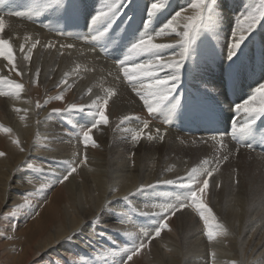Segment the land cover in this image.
<instances>
[{
    "label": "bare ground",
    "instance_id": "1",
    "mask_svg": "<svg viewBox=\"0 0 264 264\" xmlns=\"http://www.w3.org/2000/svg\"><path fill=\"white\" fill-rule=\"evenodd\" d=\"M57 1L59 0H33L25 10L14 7L10 9V13H0V17L5 21L4 30L0 32V39L9 42L14 57L13 63H9L7 59L0 56V79L3 80V83H0V92L4 93L0 95V134H2L4 139L1 142L2 149L0 151L4 150V155L0 158V167L6 174L7 179L5 182L9 186V192H12L6 195L7 198L2 202L1 209L3 205H9L6 200H9L10 197H12V201L16 202L17 200L15 199H18L19 193L24 194L26 190H29L31 185L29 182L31 180L28 179L31 176L28 177L29 173L25 168L31 161L35 162L32 159L33 155L50 157L51 168L55 169L57 173L56 176L51 170V173L55 175L53 177H56L54 179L55 181L57 180L56 183L53 179L48 181V174L46 173H41L39 178H35L34 184L36 186L42 185L41 178V180H47L45 182L47 185H50L53 181L56 188L53 187L55 190L49 193V198L42 195L41 198L47 199V206L42 213L39 212L38 219L30 222L23 230L19 231L21 236L20 240L15 243L14 255L10 247L6 248L8 244L0 239V248L4 250L2 258L5 264H25L29 261H32L31 264H33L40 253H44L43 256L45 258L43 259L46 264H49L46 262L47 257H50L53 261H63L64 263L62 262L61 264H75L80 263L89 256L91 257L88 264H106L104 253H110V250L121 247L126 241L136 243L143 237V231H139V226H137L140 222L138 223L137 219H132L134 222L127 225V219L122 217L121 208L118 210L117 207H121V205L127 206L131 208V211L129 209L130 213L135 210L134 214L137 212V216L142 217V219L149 213H162L164 210L152 206L153 204L166 203L167 198L162 197V195L166 194L162 193L169 187L179 186L181 179H186L193 168H214V161L212 160L217 157H226L229 160H233L237 156L234 159L235 162L232 161V166L237 163L238 172L250 175L253 170H260L264 174V155L259 152L239 151V148L227 146L226 143L212 144L203 137L193 140L173 137L158 121L148 124V127L145 128L143 123L150 113L142 99L144 89L141 88L139 80H130L125 77L123 67L131 68L136 63H144L145 60L154 57L131 54L130 57L128 56V63L124 65L100 62L85 50L65 47L60 43H55L50 38L51 35H40L39 29L41 27H32V24L27 23V20L22 18V15L28 12L32 14L44 13L41 8H56L54 10H58L63 5L69 4L71 0H60L58 5L54 3L53 6V2ZM77 1L80 2L82 8L80 12L82 14L75 13L83 19L85 24H89L88 21L93 20L101 10L108 12L109 5L113 3V0ZM138 1L140 0H114L115 13L106 20L98 21V23L101 25V22H107L105 24L107 26L104 29L107 27H116L117 29L124 27L128 30L131 36L130 42H132L140 32L154 34L159 32L160 28L167 22L174 21L171 29H165L164 33L154 35L152 43L166 46L172 45L173 47L162 49L160 55L164 58V61L170 58L179 60L182 50L180 45L183 40L182 36L178 34L186 31L185 26L189 22V18L198 14V10L191 7L195 0H142L146 7L149 4L151 6L153 3H157L160 6L156 10H152L150 7V14L148 13L145 16L143 14L145 6L139 12L131 11V9H136L138 6L142 7V4ZM129 2L133 4L130 5ZM239 2H237V5L241 7V10H244L236 12L240 16L239 27L234 21L236 13L233 14L232 12L236 8L228 7L230 6L228 4H232L230 0H221L218 6L213 9L211 15H207L205 12L207 19L202 26V30L195 36L190 46L187 59L179 74L180 78L176 82L175 90L171 97L175 98L176 105L179 104H177V101L180 102L182 97L191 96L198 91L202 98L210 99L220 103L223 108H228L224 87L225 82L229 75L233 76L238 72L237 76L241 78L240 86H250L248 91L251 95L245 101L250 100L253 95H257V100L253 102L252 106L259 107L260 97L256 93V89L264 85V22L261 24L257 23L258 25L249 32L247 22L242 20V17L252 12V5L243 2L240 5ZM122 4H126V7H123ZM37 6L38 9H35ZM172 7H175L174 12L169 14V16L166 15V12ZM18 13L19 15H17ZM177 13H180L178 17ZM228 20L231 22H228ZM233 32L236 33L237 40L239 35H244L245 41L235 55L229 58ZM54 43L55 45L53 46ZM170 71L169 69H162L157 75L164 77ZM141 79L145 83L151 82L147 77H141ZM16 84L22 85L18 94H16L14 87ZM49 93L60 94L63 97V101L59 104L58 100L56 101L57 103L52 100L54 104H50L43 110L39 107L40 98L47 96ZM110 93H114V95H110ZM105 98L108 100V106L105 109L109 116L108 127L103 124H97L93 127L91 135L95 141V146L92 141L85 146L83 138H78L82 136L81 133L84 130L91 128L96 120L93 115L90 116L88 113L85 116L80 113V116L71 115V110H74V105L76 106V104L87 100H89L86 105L88 108L96 109L98 102L103 107L102 101ZM71 99H75V102L70 101ZM54 106H58L57 108L60 109L55 111L53 109ZM250 115L246 114L242 109L240 110V118L243 119L244 125L246 124L244 119L250 121ZM261 116V114H257L255 121ZM81 124H85V126L79 128ZM225 124L227 128L231 127L230 123L227 124L225 122ZM20 125H23L24 129ZM218 129L219 131L225 130L223 127ZM137 133L140 134L139 139L134 138ZM38 145L46 147L42 152L43 155L35 154ZM181 148L185 150L191 148L205 150L207 154L193 162L189 160H181L180 162L172 156V152ZM160 150L169 152L163 159L164 165L156 172L153 164L160 157ZM37 153L40 152L38 151ZM119 153L130 159L131 162L120 168L113 163L116 169L110 170L107 181V184L109 183L108 186H105L104 173L99 176L88 175L95 170V167H98V171L103 170L98 162L103 156ZM140 154L144 155V164L139 168V166L135 167L133 160ZM5 155H7V166H5ZM85 157L87 158L86 160ZM37 158L39 157H35L36 162H38ZM170 160H174L173 164H167ZM205 160L209 161L207 166L204 165ZM247 160H250L249 167L252 169L251 172H246L248 168L243 164ZM230 162H227L226 159V162L222 163L230 165ZM72 166L76 168V171L61 182L68 167ZM43 167L49 168L47 166ZM233 168L235 166L232 167V170H234ZM14 169L17 170L15 174L13 173ZM39 171L41 172V170ZM44 171L46 172V170ZM120 171L128 174L127 177H130L131 180H126L125 175L118 174ZM134 173L141 178V183L138 186L133 182ZM236 174L233 171L224 173L221 181L222 186L221 182L219 183V181L214 179L213 182L215 184L213 182V186L210 185L211 183L209 184V189L212 186V190H207L203 196L207 211L204 214L205 216H210L208 224L214 225L212 227L216 238L210 240L208 235H202V230L198 229V220L202 219L201 225L206 227V232L208 231L205 219L201 218V214L193 217L191 216L193 212L189 215V210L186 214L187 210L185 209L186 211L182 210L183 212L181 213L178 211L179 213H175L173 217L167 220L168 227L164 228L156 239H159L163 234V237L167 238L165 232L167 230L173 231L176 221L177 226L185 228L189 238L188 241L190 242L184 247L186 249L184 256L177 249L172 253H163L162 260L164 264H211L212 254L208 256L207 253L224 248L221 245H217L220 242L219 238H227L226 240L230 242L232 247L240 245H237V243L236 245L233 244L234 242L228 236L230 233L232 234L230 228H234L237 224L233 220L232 214H234L235 219L239 220L243 218V214L239 215L240 211L237 210L231 212V209L238 205V201H235L238 194H248L259 190L260 187L256 184L257 186L253 185L254 188H249V185L245 183L248 180H246L244 175L242 178L241 176L237 178ZM75 177L78 178V182L74 181ZM255 179L257 180V178ZM116 180H118L117 183H115ZM168 181L173 183L169 184L167 183ZM258 183H260V180ZM86 184L88 185L86 188L91 193L87 197L82 195ZM90 186L96 189H92ZM95 192L97 194L94 195ZM15 193L17 194L13 195ZM232 193L236 197L231 202H228V195ZM1 194L2 192H0ZM220 194L225 200V205H223L221 210L217 208V201L214 199L220 197ZM82 198L88 199L92 203V209L88 212V215H85L82 223L85 224L87 221L94 223L95 230L91 229L90 232L88 229L83 231L79 227L80 221L74 219L72 215V210L75 207H86L87 203H83ZM125 210L124 212L127 213ZM150 218L155 220L154 216ZM130 222H132L131 219ZM151 223L155 222L151 221ZM155 224L158 225V223ZM146 227L142 228L145 229ZM154 230L151 231L149 229L151 232H154ZM126 234L129 236H126ZM144 234L146 235V233ZM149 234L147 233V235ZM154 235L151 234L149 236L152 237ZM65 237L67 239L72 238L74 242L67 243L64 240ZM76 240L80 243L84 242V244L75 246ZM194 241L201 247L195 253H189L195 249L196 244ZM119 243L122 245H118ZM148 245L144 249L146 252L155 250L148 247ZM105 246L107 247L105 248ZM161 246V244L157 243L158 250L167 251L165 248L161 249ZM73 250L74 254H70ZM93 254L94 256H92ZM227 258H229L227 263H219L229 264V262L235 260L231 258V255H228ZM71 261L73 263H70ZM234 262L236 263L237 261Z\"/></svg>",
    "mask_w": 264,
    "mask_h": 264
},
{
    "label": "rangeland",
    "instance_id": "2",
    "mask_svg": "<svg viewBox=\"0 0 264 264\" xmlns=\"http://www.w3.org/2000/svg\"><path fill=\"white\" fill-rule=\"evenodd\" d=\"M9 1H11V4L12 5L10 7L2 8L0 12L10 13V9L11 8H14V7L19 8V9H22V10H25L26 7L33 0H9ZM220 1L221 0H215V3L212 4L211 11L207 15H209V14L211 15V12L213 11V9H215L218 6V4L220 3ZM230 1H231L232 4H228V5H230L228 7L229 8H232L233 7V8H236L237 9V10L234 9L232 11L233 14L236 13L237 11H240L241 10V7H239L237 5V2H239V1H240L239 2L240 5H242L243 3L251 4L252 5L251 6V11L252 12H256L257 15L259 14V12H260V10L262 8L261 3H260V0H230ZM246 1H248V2H246ZM59 2H60V0L57 1V2H53V6H54V3L58 5ZM138 2L140 4H142V7H139L138 6L136 9L135 8L131 9V11L139 12V10L145 6V8L143 9V14L145 16L146 14L149 13L151 6L149 4V6L146 7V4L142 0H140ZM125 3L128 4L127 2H125ZM206 3L211 4L212 3V0H206ZM126 4H122L123 7H126ZM129 4L132 5L133 3H130L129 2ZM39 7H41V6H39ZM69 8H78L79 11H81V9H82L81 8V5H80V2H78L77 0H71L69 4L63 5L57 11H59V12L67 11V12L71 13L72 11ZM35 9H38V6L35 7ZM54 9H56V8H54ZM54 9L41 8V10L44 13L32 14L31 12H28L27 14L22 15V18H25L27 20V23L32 24L31 25L32 27H36V28L37 27L38 28L41 27L39 29L40 35L50 36L51 35V32L54 31V30L52 28H49L47 26V25H49V22L46 19L44 20V23L41 24L40 23V18L44 14L49 13L50 11H56ZM174 9H175V7L170 8L168 10L169 12L168 11L166 12V15L169 16V14H171L172 12H174ZM241 11H244V10H241ZM172 17H174V16H172ZM142 18H144V17H142ZM239 19H240V16H239V14L236 13L235 14V17H234V21L237 23L239 21ZM258 20H260V21H258ZM258 20H257V23L258 24H261L262 22H264V18H260ZM88 22L90 23V20ZM228 22H231V21L228 20ZM257 23H256V25H258ZM105 24H107V22H104V23L101 22L102 29H104V27L107 26ZM201 30H202V28L200 29V31ZM141 34H142V32H140L139 34H137L135 36L137 38L134 39V41L135 40H138L139 39L138 36L140 37ZM134 41L130 42V44H133ZM55 43L53 44V46L55 45ZM130 56H131V54H130ZM129 57H127V59L125 60V63H128ZM120 59L123 60V57L118 59V63H119V61H121ZM118 63H115V64L118 65ZM237 73L238 72H236V74L233 75V76L239 77V78H236L235 81L236 82H239V81L241 82V78H240V76H237ZM226 75H227V73H226ZM195 94H197V95H199L201 97V95L199 94L198 91H196ZM59 96H60V94H57V93H56V95H55V93H49L47 96L41 97L40 98L41 100H40L39 107H41L43 110H45L48 106H50V104H54L53 101L55 103L59 102V104H61L62 101H63V99L62 100L57 99V97H59ZM70 101L75 102V99H71ZM88 101L89 100L84 101L86 103H84V102L78 103L79 105L76 104V107L78 105V108L79 107H83L85 110L84 111H77L76 109L73 108L74 110H71V115H78L79 113L80 114H83V112H85V113H88L90 116H92V114H93L95 120H98V117L95 116V113L96 112H94L96 110H90V109H93V108H88L86 106ZM57 107L58 106H54L53 109L55 111L59 110L60 108H57ZM59 107H61V106H59ZM90 113H92V114H90ZM106 114L107 113L105 111V115ZM261 115L263 116L264 114H261ZM106 116L109 119L108 114ZM108 122H109V120H108ZM103 125L105 127H108L107 126L108 123L107 124H103ZM20 126H21V128L24 129L23 125H20ZM2 141H4V139L2 138V134H0V149H2V147H1L2 146V143L1 142ZM110 144H111V141H110ZM41 146L42 145H38V148H37V151H35V154H38V155L39 154H42L43 155L42 152L46 149V147L44 145L42 147ZM38 151L40 153H37ZM239 151H241V150H239ZM168 152L169 151L160 150V157L153 164V168L156 170V172H158L159 169L161 168V166L164 165V160L163 159L165 158V156H166V154ZM0 153H4V150L3 151H0ZM204 154H207V152L205 150H197L195 148H191L189 150H185L184 148H181L180 150H176V151L172 152V156L174 158H176L177 161H180V162H181V160H184V161L189 160V161L193 162L194 160L199 159ZM1 157H3V156H0V158ZM35 157H39V158H37L38 159V162H36L37 160L35 159ZM41 157H43V156H41V155L40 156L33 155L32 156V159L35 160V162L34 161H31V163H28V165H27L28 168L27 167L25 168V170L29 173L28 174V177L31 176V178L28 179V180H31L29 182L31 184L29 190H26V192H24L25 195L22 194V193H19L18 194V199H15V200H17L16 202L12 201V197H10L9 200H6V203H8L9 205L8 206L7 205H5V206L3 205L2 209H1L2 202L4 201V199L7 198L6 195L7 194H11L12 192H9V186L5 182V180L7 179L6 174L4 173L3 169L1 170V167H0V183H1L0 192H2V194L0 195V239L8 244L7 246L6 245L5 246H6V248H9L10 247L13 255L15 254L13 252V249L15 247V243H16V241L20 240L21 234L19 233V231L23 230L30 222L38 219L39 212L42 213L46 209V206H47V203H46L47 199L46 198H49L48 197L49 193H52L55 190L53 188V187H55L53 181H55L54 179L56 177H53V176H55V175L57 176L56 170L51 168L52 162H51V159H49L50 157H47V156H44L43 158H41ZM4 158H5V166H7L6 165L7 155H5ZM46 158H48V159H46ZM226 159H227V162L231 161L230 162L231 163L230 165H226L224 163L226 165L225 166L222 163V162H226ZM226 159L223 158V157L222 158L221 157H219V158L217 157V158H215V160L214 159L212 160V161H214V168H216L217 162H219V167L216 168V170L214 171V174L211 176L212 178H209V184L211 183L210 185L213 186L212 182L214 181V179L217 180V181H219V183H220L223 180L224 173H229L230 171H233L235 174L237 173L236 174L237 175V178H239L240 176L242 178L243 175H244V177L246 178V180H248V181H245V183L247 185H249V188H254V186L256 184H258V187H260V189L257 190V191H252L251 193H248V194H238V197L236 199H235V197L237 195V192H236V195H234V193L228 195V199H227L228 202H231L232 199H235V201H238L237 207H233L231 209V212H235V210H237V211H240V213H238L239 215L243 214V218L240 219V220L239 219H235L234 214H232L233 215V218H234L233 220L236 221L237 224H236V226L234 228L233 227L230 228L232 230V234L230 233L231 235L229 234V236H228L229 238H231V241L234 242L233 244L236 245V243H237V245L238 244H240V245L239 246H236V247H234V246L232 247V245L230 244V242H228V240H226L227 238H224V237L223 238H219L220 242L217 245H221L224 248L221 249V250H218V251H212L211 253L209 252V253H207V255L210 256L212 254L211 257L213 259L212 258L210 259L211 264H214V263L221 264L219 262H226L227 263V260L229 259V258H227L228 255H231V258H234L235 259V260H232V262H229V264H264V174L261 173L260 170L259 171H257V170H253L252 171V169L249 167L250 160L249 161L248 160L247 161H244L243 164H244L245 167L248 168V171H246V172H251L252 171L251 174L250 175L249 174L248 175L242 174V173H240V171L238 172V170L236 168V164L237 163H235V165H234L235 168H233L234 170H232V167H234V166H232V164H233V162H235L234 159L233 160L232 159L229 160L228 158H226ZM242 160H244V159L242 158ZM98 162L100 163V165H101L100 167L103 170L98 171L97 170L98 167H95V170L92 173L88 174V175H91V176H94V175L99 176L102 173H104V175H105V177H104V179H105V186H108L109 183L107 184V181H108V178H109L110 170L111 169H114V170L116 169V167L114 166V164H116L117 167L120 168V167H123L126 164L130 163L131 160L125 158V156L122 153H119V154H113V155H105ZM133 162L135 164V167H138V166H139V168L142 167L143 164H144V155L143 154L142 155L140 154L137 158H134ZM173 162H174V160H170V161L167 162V164H173ZM44 163H45V165H44ZM29 165H31L32 167L29 166ZM43 166H47L49 168H44ZM28 169H31V170H28ZM39 170H41V172ZM44 170H46V172ZM51 170L53 171V173L55 175L53 173H51L52 172ZM235 171H237V172H235ZM16 172H17V170L14 169L13 173L15 174ZM246 172H243V173H246ZM30 173H32V174H30ZM41 173L48 174V181L49 180L51 181L53 179V181H52V183L50 185L45 184V182L47 180H44V179L41 180V178H40V181H41L42 185H37L36 186V184H34L35 180L41 176L40 175ZM118 174L125 175L126 180H131L130 177H127L128 174H124L121 171ZM258 174H259V177H258ZM236 175H235V177H236ZM82 177H81V179H82ZM250 177H253V178H250ZM204 178H206V176L201 174L200 176L197 177V182H199L200 180H202ZM255 178H257V180ZM181 180H183V179H181ZM259 180H260V183H258ZM56 181H55V183H56ZM74 181L78 182L79 180H78L77 177H75L74 178ZM58 182H59V180H58ZM117 182H118V180L115 181V183H117ZM133 182L136 183V186H138L141 183V178L138 177L136 173H134ZM32 186H34V187H32ZM87 186H88L87 184L84 186V191L82 193V195L83 196H86V197L91 194L90 191H89V189L86 188ZM212 186H211V189H208V190L211 191L212 190ZM221 186H222V182H221ZM221 186H220V188H221ZM90 187L92 189H96L93 186H90ZM185 191H186L185 189H182L179 186L178 187H169L167 190H165L162 193V194H166V195H162V197L164 196L165 199L167 198L166 199V203H175L177 200L175 199L174 193L177 192L181 196V198H182V194ZM219 191H220V189H219ZM128 193H130V191H128ZM128 193H126V194H128ZM16 194L17 193H15L13 195H16ZM95 194H97V192H95L94 195ZM204 194H202V196H201V199L203 200V202H204V199H203ZM42 195L44 197H46V198H41ZM125 195H121V196H125ZM36 199H37V201H36ZM123 199H125V198H123ZM214 199L217 201V208L219 210H221L222 207H223V205H225V200L223 199V196L220 194V197L214 198ZM42 202H43V204H42ZM82 202L83 203H87L86 207H83V208L82 207H75L72 210V215H73V218L74 219H77L78 221H80V226L79 227L82 228L83 231H85V229H88V231L90 232L91 229L95 230L94 229V226H93L94 223H89V221L85 222V224H82V223L84 222L85 215H88V212L92 209V205H91L92 203H90L89 200L88 199H85V198H82ZM95 203L98 204V202H96V201H95ZM127 203H128V201H127ZM117 208H118V210L120 208L122 209V210L120 209V211L123 214L122 215L123 219H124V217H125V219H127L126 220L127 221V225L129 223L132 224L135 219L138 220L137 221L138 223L139 222L141 223V224L140 223L137 224V226L140 227V228L138 227V230L139 231H143L142 232L143 233V237H141L142 239L139 240V241L140 242L141 241L146 242V246L149 244L148 247L154 248L155 250L154 251L153 250H149L148 252H146L144 250L146 247H144L135 256H133L132 260L128 261L126 259L127 255H119L121 253V249H120V247H117L115 249L110 250V253L109 252L104 253V258L106 257L105 258L106 259V261H105L106 264H117L118 262H120L119 264H153L154 262H156L154 264H164V262L162 260V254L163 253H167L168 254V252L169 253L175 252L176 249L180 252V254L182 256H184V251L186 250L184 247L190 241H188L189 238L187 236V231L185 230V228H183L182 226H177L176 221H175V225H174V230L173 231H168L167 230L165 232L166 233L165 235H167V238H164L163 237L164 234H163L159 239H156L157 237L154 235L155 234L154 226H155V228L157 226V224H155V223H159L160 222V218L161 217H165V215H166L165 218L167 220H169L175 214L174 215H169L167 211L166 212L163 211L162 213L161 212H158V213L154 212V213H149V215L147 214L142 219V217L137 216V214H138L137 212H135V214H134V211L135 210L130 213L131 208H129L127 206L124 207L123 205H121V207H117ZM126 208H128V209H126ZM123 209L124 210L126 209L125 211H127L128 214L126 212H124ZM129 209H130V211H129ZM182 210L183 211H186L185 212L186 214L190 210L189 211V213H190L189 215H191L192 212H193L194 215L193 214L191 215L193 217L201 214V210L199 208L195 207V206H188V207L186 206V208L183 207L181 210H179V212L180 213L183 212ZM179 212L177 211L176 214L179 213ZM204 213L205 214L207 213L206 208H205V212ZM126 215H130V216L127 217ZM152 216H154L155 220L150 218ZM158 216H160V217L158 218ZM130 219H131L132 222H130ZM132 219H134V220H132ZM227 220L231 223V221L229 219H227ZM151 221L152 222H155V223H151ZM201 221H202V219H199L198 220V223H199L198 229L199 230H202V232H203L202 235H207V232L205 231L206 227L204 225H201ZM41 223H43V221H41ZM146 226L148 227V231L150 229L151 231L154 230V232H151V231L148 232ZM212 226H214V225H212ZM142 227L143 228L146 227L145 228L146 229V232H145V229H143ZM151 227H152V229H151ZM201 228H203V229H201ZM144 233H146V235ZM147 233H150L149 235L152 234L154 236L150 237L149 235H147ZM126 236H129V235L126 234ZM152 238H154V239H152ZM214 238H216L215 235L213 236V239ZM150 239H152V240H150ZM236 239H238V240H236ZM64 240H66L67 243H72V241L74 242V240L72 238H68L67 239L65 237ZM156 242L158 244H161L162 245L161 246V249H164L165 248V250H167V251H162L160 249L158 250L157 249V243ZM194 242L196 244L195 245V249L193 251H190L189 253H195L199 249V247H201V245H198L196 241H194ZM80 244L83 245L84 242H81L80 243V242H78L76 240L75 246L80 245ZM118 245H122V244L119 243ZM107 246H110V245H107ZM107 246H105V248ZM116 249H118V250H116ZM207 249H208V247H207ZM115 252H117V253H115ZM43 254L44 253H40L38 255V259H35L36 261L33 264H37V263L46 264L45 261H44V259H43V258H45L43 256ZM70 254H74V250ZM3 255H4V250L2 248H0V264H5L4 261H3V258H2ZM198 255H200V254H198ZM92 256H94V254ZM90 257L91 256H89L85 260H82L80 263H75V264H88ZM46 259H47L46 262H48L49 264H61L63 262V261H60V260L59 261H53L50 257H47ZM233 261H237V262L236 263L235 262L233 263ZM27 263L28 264H31L32 261H29ZM27 263H25V264H27ZM70 263H73V261H71Z\"/></svg>",
    "mask_w": 264,
    "mask_h": 264
},
{
    "label": "snow or ice",
    "instance_id": "3",
    "mask_svg": "<svg viewBox=\"0 0 264 264\" xmlns=\"http://www.w3.org/2000/svg\"><path fill=\"white\" fill-rule=\"evenodd\" d=\"M215 3V0H212V3H206V0H195V3H192L191 7L198 10V14L194 17L189 18V22L186 24V31L180 33L178 35L182 36V44L180 58L179 60L175 59H168L164 61V58L160 55V51L165 47H173L172 45H160V44H153L152 40L154 35H160L164 33L165 29H171L173 27L174 21L167 22L162 28H160L159 32L154 34H149L147 32L142 33L139 39L128 49L130 54H135L137 56H149L154 57L145 60L144 63H136L133 67L129 68L127 66L123 67V72L125 77L129 78L130 80H139L141 88L144 89L142 94V99L144 100L145 106L148 109V112L155 113L161 109L163 105L172 97L176 82L179 80L180 71L182 70V66L187 59L188 52L190 46L195 38L200 32V29L204 25L207 14L212 9V4ZM261 3V10L259 15L256 12H249L246 16L242 17V20L247 22L248 31L251 32L257 23V20L260 18H264V0H260ZM114 0L111 5H109V11L101 10L92 20V25H96L98 21L106 20L110 16H112L114 11ZM160 6L157 3H153L151 5L152 10H156ZM111 13V15H110ZM150 14V13H149ZM19 15V13L17 14ZM177 17L180 13L176 14ZM5 27V21L2 17H0V32H3ZM237 27H239V22H237ZM232 41L230 45L229 51V58L235 55L236 51L239 50L242 43L245 41L244 35H239L238 40L236 39V33L233 32L232 34ZM0 56L4 57L9 61V63H13L14 57L12 55V48L8 41L4 39H0ZM30 58V56H29ZM127 57H124L123 60L119 61L121 65H124L125 60ZM162 69H169L171 70L167 75L164 77H160L157 75L159 71ZM141 77H147L151 80L150 83H145ZM0 83H3V80L0 79ZM16 94L19 93V90L22 88V85L16 84L15 86ZM135 87V86H134ZM256 93L260 97V104L259 107H253V102L257 100V95H253L252 98L248 101H245L243 104L236 106V111H240L241 109L246 114L250 115V122H246L245 126L236 130H233V138L237 139L238 142L245 138L248 134L251 124L255 122L257 114H264V85H261L259 88L256 89ZM4 93L0 92V95ZM110 95H114V93H110ZM57 99L62 100L63 97L59 96ZM179 101H177V104ZM103 107L100 106L98 102L96 107L95 115L98 117V120L95 121L94 125L87 130H84L81 135L83 138V142L85 146L88 145L89 141H92L93 145L95 146V141L91 135L92 128L95 127L97 124H107L108 117L105 115V109L108 106V100L105 98L102 101ZM74 109L78 111H84L83 107L77 108L75 105L73 106ZM145 128L148 127V122L145 121L143 123ZM237 132L239 135H237ZM135 139L140 138V134L137 133ZM151 138V137H149ZM245 146H250L247 143ZM4 153H0V156H3ZM87 158L85 157V160ZM226 159V157H225ZM209 164L208 160L204 161V165L207 166ZM219 167V162L216 164V168ZM215 168L204 167V168H193L186 179L181 180L179 182V187L185 189L186 191L182 194V199H178L175 203H166V204H153V207H159L161 210L167 211L169 215H174L177 211L181 210L183 207L186 206H195L201 210V218L205 219L206 226L208 228L207 235L208 238L211 240L214 236V231L212 225L208 224V219L210 216H205V204L201 199L202 194L206 193L209 189V178L213 175ZM76 171L74 166L68 167L67 172L63 175L61 182L66 180L68 176ZM201 174H204L206 178L197 182V177ZM167 183L171 184L172 181H168ZM210 212V210H208ZM167 219L165 217L160 218V222L155 228V236L158 237L161 234V231L164 228H167ZM146 247V242L141 241L139 242L136 247L126 250L128 261L132 260L133 256H135L141 249Z\"/></svg>",
    "mask_w": 264,
    "mask_h": 264
}]
</instances>
